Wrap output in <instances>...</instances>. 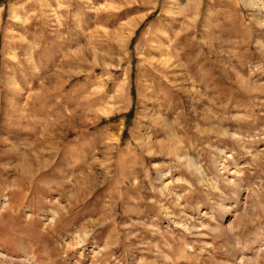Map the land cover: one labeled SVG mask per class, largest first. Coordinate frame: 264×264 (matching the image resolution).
I'll list each match as a JSON object with an SVG mask.
<instances>
[{
  "label": "rangeland",
  "instance_id": "obj_1",
  "mask_svg": "<svg viewBox=\"0 0 264 264\" xmlns=\"http://www.w3.org/2000/svg\"><path fill=\"white\" fill-rule=\"evenodd\" d=\"M0 264H264V0H0Z\"/></svg>",
  "mask_w": 264,
  "mask_h": 264
},
{
  "label": "bare ground",
  "instance_id": "obj_2",
  "mask_svg": "<svg viewBox=\"0 0 264 264\" xmlns=\"http://www.w3.org/2000/svg\"><path fill=\"white\" fill-rule=\"evenodd\" d=\"M54 73V72H53Z\"/></svg>",
  "mask_w": 264,
  "mask_h": 264
}]
</instances>
